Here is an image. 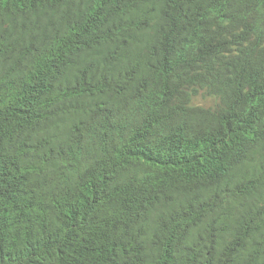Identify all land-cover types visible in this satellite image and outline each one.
<instances>
[{"label": "trees", "instance_id": "16d2710c", "mask_svg": "<svg viewBox=\"0 0 264 264\" xmlns=\"http://www.w3.org/2000/svg\"><path fill=\"white\" fill-rule=\"evenodd\" d=\"M0 264H264V0H0Z\"/></svg>", "mask_w": 264, "mask_h": 264}]
</instances>
